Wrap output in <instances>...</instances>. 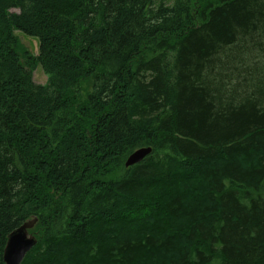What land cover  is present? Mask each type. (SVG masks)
I'll return each mask as SVG.
<instances>
[{
	"label": "trees",
	"instance_id": "1",
	"mask_svg": "<svg viewBox=\"0 0 264 264\" xmlns=\"http://www.w3.org/2000/svg\"><path fill=\"white\" fill-rule=\"evenodd\" d=\"M34 218L21 264H264V0H0V264Z\"/></svg>",
	"mask_w": 264,
	"mask_h": 264
},
{
	"label": "water",
	"instance_id": "2",
	"mask_svg": "<svg viewBox=\"0 0 264 264\" xmlns=\"http://www.w3.org/2000/svg\"><path fill=\"white\" fill-rule=\"evenodd\" d=\"M31 50L33 54H38L37 44L32 42ZM39 46V42H38ZM151 148H139L130 154L125 162V167L129 168L141 163L151 154ZM37 218L23 223L19 228L12 231L8 237L3 251V264H21L25 256L37 244L36 237L29 233L37 224Z\"/></svg>",
	"mask_w": 264,
	"mask_h": 264
},
{
	"label": "rangeland",
	"instance_id": "3",
	"mask_svg": "<svg viewBox=\"0 0 264 264\" xmlns=\"http://www.w3.org/2000/svg\"><path fill=\"white\" fill-rule=\"evenodd\" d=\"M11 12H17V11L11 10ZM15 35L20 40L21 44L23 46H26L29 49V51L32 52L31 45H30L32 42H35L37 44V48H38V40L36 38L28 37V36H26L20 32H16ZM33 82L35 84H39V85H44L46 83V76L43 74L40 67H37V69L33 72ZM89 91H90V85H88L87 83L84 84L83 91L81 93V98H82L81 100H85L86 95ZM35 232H36V230H35ZM35 234L37 235V232Z\"/></svg>",
	"mask_w": 264,
	"mask_h": 264
},
{
	"label": "bare ground",
	"instance_id": "4",
	"mask_svg": "<svg viewBox=\"0 0 264 264\" xmlns=\"http://www.w3.org/2000/svg\"><path fill=\"white\" fill-rule=\"evenodd\" d=\"M148 148V147H147ZM150 148V147H149ZM152 150V149H151ZM152 152V151H151ZM132 154V153H131ZM149 156V155H148ZM128 158V157H127ZM127 160V159H126ZM126 162V161H125ZM124 166H125V164H124ZM126 168V167H125ZM30 233V232H29Z\"/></svg>",
	"mask_w": 264,
	"mask_h": 264
}]
</instances>
